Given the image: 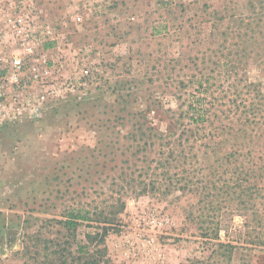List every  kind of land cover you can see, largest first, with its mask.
<instances>
[{
	"label": "rangeland",
	"instance_id": "1",
	"mask_svg": "<svg viewBox=\"0 0 264 264\" xmlns=\"http://www.w3.org/2000/svg\"><path fill=\"white\" fill-rule=\"evenodd\" d=\"M34 1L73 89L0 134V264H264V0ZM200 78L226 118L199 133L194 173L225 186L207 212L232 253L200 195L148 187L150 122L209 95Z\"/></svg>",
	"mask_w": 264,
	"mask_h": 264
},
{
	"label": "built area",
	"instance_id": "2",
	"mask_svg": "<svg viewBox=\"0 0 264 264\" xmlns=\"http://www.w3.org/2000/svg\"><path fill=\"white\" fill-rule=\"evenodd\" d=\"M39 18L34 0H0V132L38 121L41 100L73 89L51 54L57 33Z\"/></svg>",
	"mask_w": 264,
	"mask_h": 264
},
{
	"label": "trees",
	"instance_id": "3",
	"mask_svg": "<svg viewBox=\"0 0 264 264\" xmlns=\"http://www.w3.org/2000/svg\"><path fill=\"white\" fill-rule=\"evenodd\" d=\"M194 82L198 83V92L206 94L210 92L209 95L206 97H203V95L193 96L185 113L183 112L178 116L172 113L175 120L169 121L164 131L161 130V127H156L153 122H150L149 151L154 152L156 156L158 155V158L154 159L155 161L152 159L150 161L152 164L155 163V166H149L148 177L152 179L148 187L156 189L159 185H162L166 195L173 192L200 195L201 204H204L201 209L200 223L212 225L211 229L207 230L209 241L211 240L210 242L216 247H227L232 253L234 246L230 243H223L220 238L221 227L224 224L223 218H220L216 211H212V214L207 212L210 210L207 206L211 204L208 201L212 196V190H216L217 194H221L225 192V186L217 187L216 180L210 181L206 177L196 179L199 174L194 173V170H196L194 164L196 162L199 164L198 156L194 153V150L199 146H207L205 139H203L207 134L204 132L205 135L201 136L199 133L206 131V124L214 130H210L211 133H209L211 134V140H215L220 136L218 133L219 127H221L222 133L225 132L223 121L226 116L220 105L221 100L224 99L223 91L217 89L218 94L213 91L209 79L200 78V80ZM159 122L163 123V120L160 119ZM217 123L220 126L217 127ZM8 130L5 129L0 134ZM219 197L221 196H218V199ZM69 216L70 218L65 224L71 227L76 225V219H85L83 215L70 214ZM91 264H101V262L95 259Z\"/></svg>",
	"mask_w": 264,
	"mask_h": 264
}]
</instances>
